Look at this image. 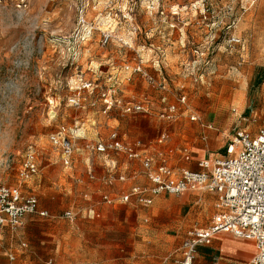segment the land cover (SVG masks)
<instances>
[{
    "label": "rangeland",
    "instance_id": "1",
    "mask_svg": "<svg viewBox=\"0 0 264 264\" xmlns=\"http://www.w3.org/2000/svg\"><path fill=\"white\" fill-rule=\"evenodd\" d=\"M231 36L240 44H228ZM107 91L120 108L141 102L148 112L104 113L98 97ZM74 97L80 108L68 104ZM168 106L177 111L170 122L160 119ZM263 123L264 0H0V186L35 196L49 214L4 232L0 264H174L185 233L210 223L213 198L124 204L128 183L103 190L102 178L133 169L143 181L140 163L85 142L118 133L159 163L195 171L197 160L223 156L238 129L255 133ZM74 125L80 138L65 167L48 138ZM163 149L171 156L157 154ZM29 150L38 174L19 182Z\"/></svg>",
    "mask_w": 264,
    "mask_h": 264
},
{
    "label": "built area",
    "instance_id": "2",
    "mask_svg": "<svg viewBox=\"0 0 264 264\" xmlns=\"http://www.w3.org/2000/svg\"><path fill=\"white\" fill-rule=\"evenodd\" d=\"M231 11V8L227 9ZM105 37L104 43L108 42ZM228 44H240V39L231 36ZM139 71V70H137ZM148 80H150L148 78ZM90 87L88 84L87 88ZM104 113L113 108H120V102L114 98V92L99 94ZM184 103V99L181 100ZM68 104L80 108L78 98H70ZM121 112L128 115L146 114L144 103H128L121 106ZM177 116L175 106H168L160 119L173 121ZM192 121L198 118L191 117ZM78 126H60L51 134L48 141L56 150L63 166L70 167L75 151V144L80 138ZM166 135L159 138L158 143L166 142ZM84 148L97 154L116 153L127 159L138 161L148 181L147 186H133L130 191L120 197L122 203L132 200L141 206H151L155 198L181 196L185 193L206 192L213 194L215 214L206 228H194L186 233L174 264H193L196 248L209 246L213 238L220 234H228L238 239L251 241L255 253L248 264H264V123L255 133L246 129H238L229 140L223 156L201 160L197 170H174L165 165L152 167L153 159L143 155L137 145L122 142L116 133H111L106 141H87ZM188 160V156H185ZM38 174L36 155L29 150L17 172L19 182H26ZM89 176L90 175L89 172ZM118 181L124 182V177ZM105 203H111L103 197ZM28 216L48 218L46 210H40L35 196H24L19 187L0 186V245L6 230L21 228ZM65 220L73 221L76 217L72 211L62 214ZM14 260L12 254L8 255Z\"/></svg>",
    "mask_w": 264,
    "mask_h": 264
},
{
    "label": "crops",
    "instance_id": "3",
    "mask_svg": "<svg viewBox=\"0 0 264 264\" xmlns=\"http://www.w3.org/2000/svg\"><path fill=\"white\" fill-rule=\"evenodd\" d=\"M167 42L168 43H173V41H170V40H168ZM118 139L120 141H122V142H125L123 140V138L120 137L119 135H118ZM100 140H102V139H100ZM158 141H159V139H158ZM158 141H157L158 145H163L164 146V144L158 143ZM163 150L161 152L158 150L159 152L157 154L164 155L163 156L164 159H166V157H168V156H171V154L173 152L172 150H168V151H165V149H163ZM139 151L143 155L148 156V157L153 159V164H152L153 168H156L159 165H165V166H167L169 168H172L174 170H185L183 168L170 167L166 163H164L165 161H162V163H159L160 159H157V157L151 152H147L145 150H142V151L139 150ZM176 153L178 154V156L180 155V157H181L180 159L183 160V161L189 162V161L192 160L188 156L186 150L184 152H181L180 150H176ZM107 154H109V153H107ZM116 156H119V155H116ZM185 156H188V160L185 159ZM218 157H221V156H219V155L214 156V158H218ZM205 159H208V158H202L200 160H197L196 161V166H197V163L199 161L205 160ZM129 161L132 162V163L136 162V161H132V160H129ZM135 164H137V163H135ZM137 165L139 166V164H137ZM114 167H115L114 164H112L111 168H114ZM139 167L142 170V174L141 175H143L144 171H143V168H142L141 164H140ZM124 171L119 172L115 177L114 176L110 177V173H108L107 177L103 176L102 184H100L102 186V189L105 190L106 185H111V183H120V184H127L128 183L129 186L127 187L126 191L124 190L125 187L122 186V185H121L122 188H120V193L117 190V193H119V196H122V195L127 194L133 186H147L148 185V181H147V179H146V177L144 175L142 176L143 181H141L140 178H138L137 171L132 169L133 172L128 174V175H126ZM89 172H90V170L87 169V173H89ZM119 177H124L125 181L124 182L118 181ZM201 193H205V194H207V195H209V196H211L213 198V208H214V214H215V207H214L215 200H216L215 196L213 194H209V193H206V192H201ZM185 194H188V193H185ZM185 194H183L181 196H184ZM106 196L107 195L105 194L104 196H102V198L106 197ZM162 196H167V195H162ZM185 200H186L185 198H180L178 200V202L182 201L183 203H185L187 201V200L186 201ZM131 203L132 204H136L133 200L131 202H129L128 204H131ZM153 203H154V201H153ZM153 203H152V205H153ZM105 204L109 205L108 203H105ZM124 204H126V203H124ZM143 207H145V206H143ZM40 210H42V209H40ZM91 214L93 215V212H91ZM213 216H212V218H213ZM212 218L210 219V221L212 220ZM209 224H208V226H209ZM186 233H185V236H184L182 242L185 240ZM221 236H230L232 239H229L227 237H221ZM182 242H181V244H182ZM181 244H180V246H181ZM180 246L176 250V253H177L176 259L179 257L178 250H179ZM219 246H221L223 250H219L218 249ZM254 253H255V248H254V245H253V243L251 241L244 240V239H238V238H235V237H233L231 235H228V234H220V235H217V236H215L213 238V240L211 242V245H209V246H199V247L196 248L195 260H194L193 264H244V263H241V261L242 262L243 261L244 262L248 261V258L249 257L252 258ZM251 258H250V260H251ZM239 260H241V261H239ZM250 260H249V262H250ZM246 264H248V263H246Z\"/></svg>",
    "mask_w": 264,
    "mask_h": 264
}]
</instances>
